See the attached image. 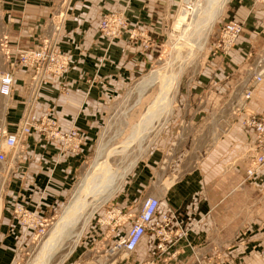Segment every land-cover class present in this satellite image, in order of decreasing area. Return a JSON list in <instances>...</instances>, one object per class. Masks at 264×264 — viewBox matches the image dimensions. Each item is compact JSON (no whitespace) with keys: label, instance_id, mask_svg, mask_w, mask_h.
Wrapping results in <instances>:
<instances>
[{"label":"crops","instance_id":"crops-1","mask_svg":"<svg viewBox=\"0 0 264 264\" xmlns=\"http://www.w3.org/2000/svg\"><path fill=\"white\" fill-rule=\"evenodd\" d=\"M181 3L191 9L193 2ZM178 5L179 0H0V38L7 37L12 50L55 38L68 55V69L41 86L34 107L37 115L54 116L64 130L77 128L84 139L81 150L71 153L33 133L8 153L11 164L0 188V264L17 263L23 238L31 232L14 216L13 204L44 215L62 204L111 104L157 57L163 36L178 19ZM223 9L219 21L240 22L241 34L226 54L215 51L220 23L182 84L180 99L112 202L123 214L154 196L158 213L173 212L187 234L161 255L148 231L128 259L109 264L151 259L157 264H264V168L246 177L252 134L233 119L231 104L225 102L230 90L243 85L248 53L264 46V11L255 0H227ZM108 12H123L138 35L102 34L99 22ZM59 14L63 19L56 33ZM26 82V71L18 68L2 117L8 130L27 108ZM248 108L264 112V81Z\"/></svg>","mask_w":264,"mask_h":264},{"label":"built area","instance_id":"built-area-1","mask_svg":"<svg viewBox=\"0 0 264 264\" xmlns=\"http://www.w3.org/2000/svg\"><path fill=\"white\" fill-rule=\"evenodd\" d=\"M263 2L264 0H258ZM181 0H179V6ZM179 8V7H178ZM57 24H54L55 32L60 29L63 14H59ZM242 24L236 21H227L218 30L214 42V49L219 53L230 50L242 32ZM102 34L109 38H117L127 33L130 38H135L138 33L135 27H131L123 13L110 12L99 23ZM56 39L42 38L41 44L33 48H17L13 55L15 62L22 68L30 70V99L19 127L14 132H9L5 124H0V177H3L11 163L7 159V153L16 149L20 142L30 133H38L46 141L57 144L63 151L77 153L81 150L84 139L82 133L75 127L64 130L58 120L50 113L37 115L34 112V100L39 94V88L44 79L49 76H60L68 66V56L55 49ZM249 71L252 79L244 80L242 89L232 90L235 101H230L231 113L236 120L248 129L252 134L250 149L253 154L249 158L246 168V177L255 176L264 168V112L256 113L248 108V102L252 99L257 86L264 80V50L257 53L249 52L247 56ZM11 64L6 70L0 72V95L9 97L14 85V66ZM247 82V84H246ZM230 95V94H229ZM2 181V180H1ZM158 198L154 196L144 197L137 211L121 214L117 210V221L129 219L130 223L125 233L120 236L111 249L112 254L117 252L119 261L128 259L139 244L142 236L151 231L156 239L155 247L159 254H164L177 241L186 236L185 228L179 226L173 212L158 213ZM13 214L16 219L27 229L43 234L47 225V218L41 212L31 210L21 203L13 204ZM174 223L175 225H172ZM123 253V257L120 255ZM175 253H171L174 255ZM127 255V256H126ZM126 256V257H124ZM141 264H157L156 260H145ZM231 264V263H228Z\"/></svg>","mask_w":264,"mask_h":264},{"label":"rangeland","instance_id":"rangeland-1","mask_svg":"<svg viewBox=\"0 0 264 264\" xmlns=\"http://www.w3.org/2000/svg\"><path fill=\"white\" fill-rule=\"evenodd\" d=\"M191 1L194 3L196 0H191ZM255 1H256V4L260 5V7L262 8L261 10L264 11L263 2H260L258 0H255ZM199 3H201V4L205 3V0H203V1L199 0ZM225 5H226V3H225ZM225 5H224V7H225ZM178 7H179V5H178ZM191 10H189V11H191ZM222 11H224V9ZM108 13H110V12H108ZM108 13H106V14H108ZM118 13H123V12H118ZM106 14H104L101 17V19ZM221 14H222V12H220L219 16L216 18L212 28L210 29L211 31L209 32V34L207 36L206 43L205 44L203 43V46L200 45L201 41L199 42V40L189 39L186 41V38H185L186 33H184L183 34L184 36L181 39H179L180 38L179 37L180 31L174 29V26H173V28L168 29V32L163 36V41H162V44L160 46V49L158 47V51H156V53H155L157 57L154 59V61L152 63H150V66L145 70L144 73L146 74V73L150 72L151 70H153L157 67L158 68L164 67L166 65L169 66V68H171L172 70H174L175 73H177V71L178 72L181 71V75L178 77V80H181L180 85H179V90L177 88L178 91L176 92V95H175V99L179 100L181 87L183 88L182 84L184 83L185 80H187V78H189L193 74V72H194V70L198 64V61L201 58V55L205 51V47H206L207 42L209 41V38H211V36H213V34L216 35L218 33L217 32L215 34L214 31L217 30L219 25H221L220 23H222V22L225 23V21H219L222 18ZM179 15L180 14H178V19L175 22L180 21L179 17L182 16V14L180 16ZM123 16L125 17L124 13H123ZM0 19H1V13H0ZM3 19H4V17H3ZM101 19H100V21H101ZM229 21H233V20H229ZM182 22H183V20H182ZM129 25H130V23H129ZM184 26L185 25H183L182 28ZM1 28L2 27L0 26V29ZM99 31H100V29H99ZM176 33H178V34H176ZM1 39L2 38H0V43H1ZM6 44L8 47L7 48V59H6V54L2 50V46L0 44V72L2 70H6L7 68H9L11 64H16L14 66V69H13V71H14V82H15V71L18 68L25 70L26 74H27V82L26 83L28 84V87H29L28 89H29V93H30V70L27 68L20 67L19 66L20 64H18L17 62L14 61V59H12L13 55L17 51V48L12 50V47L9 43L8 38H7ZM163 44H165V45L162 46ZM38 46H40V45H38ZM38 46H31V47H27V48H33V47H38ZM200 46H201V48H200ZM197 47H199V48H197ZM55 49L57 51L63 53V54H66V53L62 52L61 50H59L58 41H56ZM261 50L262 51L264 50V46L261 47L259 50H257L255 53H257ZM3 52H4V54H3ZM250 52H252V51H250ZM226 53H223V54H226ZM68 61L69 62H68L67 68L60 74V76H56V77L49 76L47 79H44V81L40 85L39 92H40L41 86L43 84L49 82L51 79L59 78L64 74V72L68 69L69 64H70L69 59H68ZM249 63L250 62L246 63V66H245L246 76L245 77L243 76V80H247V79L251 80L252 79V75L249 71ZM140 77H142V75ZM140 77L136 78L133 81L132 85L127 89V91L125 93H123L121 96H119L111 104V106H110V108H109V110L105 116L104 123L101 126L100 132L98 133L96 140L92 146L91 151L87 154L83 165L77 171V177L75 179L74 184H72L71 189L69 190L67 197L64 199L62 204L56 208L55 211L46 213L45 217L47 218V222H46L47 225L45 227V232L43 234H41L42 232L37 233L35 231H31L30 233L25 234V238H23L24 241L21 243V246H20L21 248L19 250L18 257L16 259L17 260L16 264H29L32 262L36 253L38 252L41 244L47 239L49 232L52 229L54 223L57 221V219H59L58 217L60 216V213H62L64 208L73 200L75 192L77 191L78 186L82 181L81 179L84 178V176L88 172V170L91 171V166H92L91 164L94 161V158H95L96 153H97V147H98V144L100 142L102 144H105L106 153H105L104 159H102V160H104V162L100 161L99 165H101V166L103 165V167L107 169V170L105 169V171H107V173L109 172L107 174V177L103 180V182L105 183L104 186L103 185L101 186L102 187L101 190L104 193L111 189V184H114V181L118 176L117 174H119L121 171L126 169L132 162H134V160H136V162H137V160L142 156V154H141L142 152L139 149V142L140 141L138 142L137 138L135 140L130 141V138H129L130 132L133 130V128L138 123V120L141 117L142 112L144 111V106L147 103V99H145L143 106L132 108L133 102L136 101L137 96L135 93H132L133 91L131 89ZM246 84H247V82H246ZM13 88H14V85H13ZM238 89H240V87ZM241 89H242V87H241ZM235 90L236 89H234V91ZM12 91H13V89H12ZM229 94H230V92H229ZM229 94L226 96V99H225V102H227V103H229L231 100L232 101L236 100L235 94L230 100H228ZM7 98L8 97H4V96L0 95V124H5L6 126H7V123L2 122L3 121L2 117H3L4 112L6 111ZM34 112H36L35 107H34ZM229 112H230V110H229ZM233 119L236 120L235 115L233 116ZM18 127H19V122L15 125V127L12 131L10 129L8 131L14 132L15 130H17ZM7 128H8V126H7ZM34 133H36V132H34ZM26 137L24 138V140L26 139ZM151 143H152V141L150 143L145 142L142 145V148L145 149V151H146ZM8 153H7V155H8ZM136 162H135V164H136ZM95 167H96V165H95ZM127 175L125 176L123 183L125 182ZM5 178H6V174H3L2 178L0 177V188L2 186L3 179H5ZM106 179L108 182L107 181L105 182ZM103 182L101 181L102 184H103ZM123 185L124 184H122L121 188L119 190H117L116 193H114L106 203L101 205L93 213L90 221L85 225V227H84V229L80 235L79 242L75 245V247L73 246V239H74L73 232L69 235L63 234V236L61 237V240H60V247L54 252V254H53L52 258L49 260L48 264H58L59 262H60L59 264H109L110 262H113L115 260V258L119 252L112 254L111 249L114 246V244L117 242V240L120 238V236L123 235V234H118L119 230L125 229L126 226L130 223V220L125 219V218H122L119 221H117V216L120 215V214H117V210H119V209H118V207H116L112 204V202H114V199L117 196L118 192L121 191ZM74 189H75V192H74ZM72 193H73V195H72ZM85 199H86V201H91L92 197L87 196V197H85ZM135 212H136V210H135ZM125 214H127V212ZM81 223H82V221H80L78 223V225H76L74 227L73 231L78 232V230H80V225H82ZM75 232H74V234H75ZM115 234H118V235H116V237H114ZM65 238H67V240ZM113 240H115V242H111ZM64 256H66V257H64ZM63 257H64V260L62 259ZM120 257H121V255H120ZM60 259H62V261Z\"/></svg>","mask_w":264,"mask_h":264},{"label":"bare ground","instance_id":"bare-ground-1","mask_svg":"<svg viewBox=\"0 0 264 264\" xmlns=\"http://www.w3.org/2000/svg\"><path fill=\"white\" fill-rule=\"evenodd\" d=\"M226 1L227 0H205V3L201 4L199 3V0H196L192 3V10L187 3H181L179 14H182V16L179 15L180 21H177L174 24V29L180 31L179 39H181L184 36L183 34L186 33V41L189 39L199 40V42L201 41L200 45L203 46V43H206L207 36L211 31L210 29L222 11ZM189 9L191 11H189ZM58 20L59 16L55 18L54 24H57ZM183 25H185V28H182ZM6 42L7 37H3L0 44L7 59L8 47ZM180 75L181 71L175 73V71L167 65L164 67H157L140 77L131 89L133 91L132 93H135L137 96L136 101L133 102L132 108L143 106L145 99H147L144 111L129 135L130 141L135 140L136 138L138 142L140 141L139 149L142 152L141 154L145 152L142 145L145 142L150 143L153 141L172 110L179 83L178 77ZM105 153V144L100 142L97 147L94 161L91 164V171L88 170L84 178L81 179L82 181L80 180L81 183L79 184L77 191L75 192L74 189L75 195L73 200L64 208L62 213H60V216L58 217L59 219L54 223L47 239L41 244L34 259L29 264H48L54 252L60 247V240L63 234L69 235L73 232V246L75 247L79 242L80 235L85 225L90 221L93 213L101 205L106 203L117 189H119L125 176L135 165L136 160H134V162H132L126 169L117 174L118 176L115 179L114 184H111V189L104 193L101 190V186H104L105 183L103 180L107 177L109 172L107 173V171H105L106 168H104L103 165H99V163L100 161L104 162L102 159H104ZM106 181L107 179L105 182ZM87 196L92 197V200L86 201L85 197ZM80 221H82L80 230H78V232L73 231L74 227L78 225ZM65 239L67 240V238ZM64 257L62 258L63 260ZM62 259L60 260L62 261Z\"/></svg>","mask_w":264,"mask_h":264}]
</instances>
